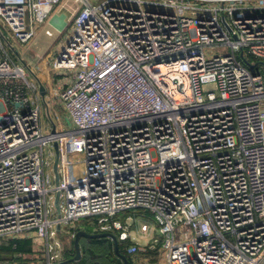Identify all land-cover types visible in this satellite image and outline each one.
<instances>
[{"label":"built area","instance_id":"built-area-1","mask_svg":"<svg viewBox=\"0 0 264 264\" xmlns=\"http://www.w3.org/2000/svg\"><path fill=\"white\" fill-rule=\"evenodd\" d=\"M75 2L52 64L71 129L44 128L50 103L0 30V242L31 240L61 264L71 224L97 217L123 244L132 217L118 215L142 210L168 264H264V73L241 57L264 63V0ZM63 4L0 0V24L27 45Z\"/></svg>","mask_w":264,"mask_h":264},{"label":"rangeland","instance_id":"rangeland-1","mask_svg":"<svg viewBox=\"0 0 264 264\" xmlns=\"http://www.w3.org/2000/svg\"><path fill=\"white\" fill-rule=\"evenodd\" d=\"M105 0H91L94 5H99L103 3ZM65 6L62 12H58V16H60V20H58V26L56 24H52L50 22L51 17L43 24L39 25L40 30L37 31L35 38L25 47L20 46V44H15L12 40H9V29H4L0 24V30L4 34V36L8 39L7 41H3L7 52L11 55L12 58L16 59L19 63L24 64V61L30 60L32 61H39V56H45L48 52H59L62 46L67 42L68 38L72 34V26L73 20L75 15L80 9V3H76L75 0H65ZM65 16L64 18L62 16ZM62 17V18H61ZM63 20V21H62ZM64 22V23H62ZM60 23V24H59ZM65 24V25H62ZM61 27V28H57ZM50 29L53 32V36L49 37L45 34L46 29ZM7 42V43H6ZM58 48V49H57ZM55 59V58H54ZM53 59V61H54ZM52 61V64H53ZM247 61L255 64L259 62L258 60L251 59L247 56ZM51 64V66H52ZM255 73H264L263 66H257L251 69ZM30 81H32V77H29ZM54 89V88H53ZM49 108L47 105L42 102V122L43 126L47 130H51L54 127L58 128L59 130H68L71 129L72 126L70 125L69 121L66 119L64 109L62 108L61 104L58 102L55 103L53 101L49 102ZM48 103V104H49ZM81 157H76V160H79ZM55 184V181L53 182ZM132 217V220H129L128 223L132 225L130 230V240L125 245L129 244H136L142 251L140 252L142 255L144 250L148 249L149 245L153 243L156 239L159 240L160 244L157 245L158 250L162 249L166 255V251L161 248V243L163 241V236L160 233L161 223L157 219L155 215L147 211H138V212H123L118 215L117 219L121 220L122 222L125 221L126 218ZM97 217L91 218H84L78 221L77 223L71 224L70 228L78 229V230H85L90 233H98L97 229ZM143 224H147L149 226V232L142 233L141 226ZM66 235L61 233L60 237L64 238ZM73 248V243H72Z\"/></svg>","mask_w":264,"mask_h":264},{"label":"crops","instance_id":"crops-1","mask_svg":"<svg viewBox=\"0 0 264 264\" xmlns=\"http://www.w3.org/2000/svg\"><path fill=\"white\" fill-rule=\"evenodd\" d=\"M64 2H65V0H64ZM64 4L62 6H60L52 14V17L50 20V22L52 24H56L58 26V22H59L58 20H60V16H58L57 13L62 12V10L64 9V6H65ZM62 17L64 18L65 16L63 15ZM62 23H64V22H62ZM62 25H65V24H62ZM57 28H61V27H57ZM48 30H50V29H48ZM9 40H12V42H14L15 44L19 43L18 41L14 40L13 38H9ZM21 45L22 44H20V46ZM22 46L25 47L26 45H22ZM3 49H4V53L7 55V57L12 62H14L17 65L24 66L26 68V75H27V78L29 81H30L29 77L31 76L32 82L37 81L40 84V86L43 85L45 87L46 96L44 98H45L46 102H50L53 99L55 93L57 92L56 89L59 87V84L63 78V76L56 75L53 72L52 66H51L52 61L55 58V56H57L58 52L57 51L54 53L48 52L45 56H43V58H42V56H39L40 57L39 61H32V63H31L30 60H28V61L25 60L24 64H21L16 59L11 57V55L6 50L5 44L3 46ZM65 116L67 119V115H65ZM128 218H126L124 222L128 221ZM129 240L127 242H129ZM16 241L27 242L26 247L31 249V253L30 252H18ZM127 242H125V243H127ZM151 244L149 245L148 249L144 250V253H146L144 255H142L140 253L142 251V249H140V247H138L136 244L133 243V244L127 245V250H128V248L133 247V246L137 247V249H138L136 254H134V255L128 254V255H130V257L132 259V264H168V261L166 259V255L163 252V250L162 249L158 250V247L155 250H152V249H150ZM127 253H128V251H127ZM16 258H18L17 261H16ZM7 259H13L16 262H19V264H43L42 254L35 253V251L32 248L31 240H27V239H18V240L10 241L8 243H6L5 240H2L0 242V262H5V261H7ZM13 263H14V261H13Z\"/></svg>","mask_w":264,"mask_h":264},{"label":"trees","instance_id":"trees-1","mask_svg":"<svg viewBox=\"0 0 264 264\" xmlns=\"http://www.w3.org/2000/svg\"><path fill=\"white\" fill-rule=\"evenodd\" d=\"M27 242L16 241L18 252H30L31 249L26 247ZM82 250V260L70 264H123V261L116 255L114 243L107 238L88 239L81 238L79 241ZM126 243L120 244L121 253L125 254L129 263L132 264V259L127 253ZM75 255V248L73 242V249L66 254V259H71Z\"/></svg>","mask_w":264,"mask_h":264},{"label":"water","instance_id":"water-1","mask_svg":"<svg viewBox=\"0 0 264 264\" xmlns=\"http://www.w3.org/2000/svg\"><path fill=\"white\" fill-rule=\"evenodd\" d=\"M241 57L242 59H244L245 63L249 66V67H255V66H263L264 63H257L255 65H251L244 57V53H241ZM40 93L42 95V97L46 96V89L43 85L40 86ZM15 107H19V104H16ZM53 131H55V128L53 129ZM56 150H57V145H56ZM58 153V151H57ZM57 164H58V159L56 160L55 163V174H56V185H58L59 183V176L57 173ZM55 206H56V210H57V214L60 217L61 216V208H60V193L56 194V198H55ZM58 230H60V228H58ZM81 238H88V239H100V238H107L110 239L113 243H114V248H115V253L116 255L123 261V264H130L129 263V259L128 257L121 253L120 250V243L119 240L117 238V236L113 233H90L87 232L85 230H78L75 234V238H74V248H75V255L73 258L66 260L64 262H62L61 264H70L73 262H79L82 260V250L79 244V241ZM6 264V263H5Z\"/></svg>","mask_w":264,"mask_h":264}]
</instances>
